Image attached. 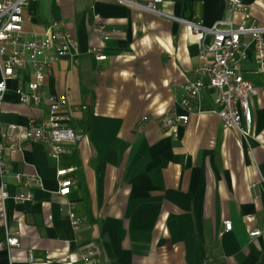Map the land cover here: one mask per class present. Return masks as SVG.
<instances>
[{
    "label": "crops",
    "instance_id": "crops-1",
    "mask_svg": "<svg viewBox=\"0 0 264 264\" xmlns=\"http://www.w3.org/2000/svg\"><path fill=\"white\" fill-rule=\"evenodd\" d=\"M150 1L36 0L25 7L24 37L63 21L77 45L74 60L52 65L43 90L69 98L71 126L83 138L55 157L42 143L2 149L9 173L0 182L9 197H0V264H85L90 249L100 264H264V74L253 55L241 67L255 85L249 140L210 114L190 113L177 137L164 133L158 118L184 112L185 85L202 62L200 38L165 14L210 28L230 11L226 0H162L158 14L140 6ZM245 2L264 25V0ZM89 48H101L106 60ZM18 84L7 82L3 124L46 112V104L18 102ZM60 168L72 180L63 196ZM16 173L27 185H18ZM19 191L29 199L14 201ZM66 212L78 219L76 228ZM11 229L18 244L8 247ZM253 230L261 231L254 241Z\"/></svg>",
    "mask_w": 264,
    "mask_h": 264
},
{
    "label": "built area",
    "instance_id": "built-area-1",
    "mask_svg": "<svg viewBox=\"0 0 264 264\" xmlns=\"http://www.w3.org/2000/svg\"><path fill=\"white\" fill-rule=\"evenodd\" d=\"M36 0H0V103L8 90L9 80H18L14 89L17 100L23 104H46L45 114L39 119H30L26 124H3L0 120V177L9 173L2 158V149L17 148L22 142L42 143L49 146L52 156L67 152L65 143L77 142L83 134L71 126L72 108L69 98L64 94H48L43 90L46 77L51 74L52 65L61 59L74 60L78 55L77 45L71 34L64 28L63 21H53L43 34L24 37L23 25L28 19L24 9ZM230 15L212 27L167 15L186 25L192 36L201 40L202 62L197 69V78L185 85L180 100L183 113L169 111L158 118L160 129L173 137L178 136L180 127L188 121L190 113L218 116L225 127L235 129L244 139L253 135L254 111L252 96L255 91L253 81L241 68L251 55L254 56L258 73L264 74V25L253 16L245 0H226ZM162 0H152L140 5L142 8L163 14L158 9ZM240 13L241 21H236ZM96 30L103 32V41L109 39L105 26L98 25ZM211 38L206 44V38ZM87 54L97 61L106 60L101 48H89ZM206 52L210 53L207 56ZM84 109V106H81ZM148 118L144 116L142 121ZM69 169L60 168L56 175L59 181L60 195H67L72 180L67 177ZM18 185H27L21 173L15 174ZM0 197L6 200L9 194L6 184L0 182ZM29 193L16 192L12 196L16 202L28 200ZM74 228L78 219L72 212H66ZM225 231L233 228L231 220H224ZM261 234L260 230L250 232L252 241ZM17 229L8 230L5 243L8 247L18 244ZM97 251L88 250L84 256L85 264H100ZM34 259L30 254L29 260Z\"/></svg>",
    "mask_w": 264,
    "mask_h": 264
}]
</instances>
